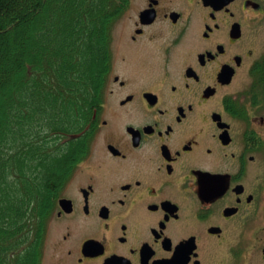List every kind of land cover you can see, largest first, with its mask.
Listing matches in <instances>:
<instances>
[{
  "label": "flooded vegetation",
  "instance_id": "flooded-vegetation-1",
  "mask_svg": "<svg viewBox=\"0 0 264 264\" xmlns=\"http://www.w3.org/2000/svg\"><path fill=\"white\" fill-rule=\"evenodd\" d=\"M109 34L41 264H264V0H123Z\"/></svg>",
  "mask_w": 264,
  "mask_h": 264
},
{
  "label": "trees",
  "instance_id": "trees-1",
  "mask_svg": "<svg viewBox=\"0 0 264 264\" xmlns=\"http://www.w3.org/2000/svg\"><path fill=\"white\" fill-rule=\"evenodd\" d=\"M122 2L0 0V264L42 262L94 134Z\"/></svg>",
  "mask_w": 264,
  "mask_h": 264
},
{
  "label": "rangeland",
  "instance_id": "rangeland-1",
  "mask_svg": "<svg viewBox=\"0 0 264 264\" xmlns=\"http://www.w3.org/2000/svg\"><path fill=\"white\" fill-rule=\"evenodd\" d=\"M17 43L15 42V47H16ZM14 54L16 55L17 54V51L14 52Z\"/></svg>",
  "mask_w": 264,
  "mask_h": 264
},
{
  "label": "water",
  "instance_id": "water-1",
  "mask_svg": "<svg viewBox=\"0 0 264 264\" xmlns=\"http://www.w3.org/2000/svg\"><path fill=\"white\" fill-rule=\"evenodd\" d=\"M62 203H63V201H62Z\"/></svg>",
  "mask_w": 264,
  "mask_h": 264
}]
</instances>
